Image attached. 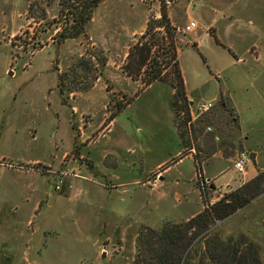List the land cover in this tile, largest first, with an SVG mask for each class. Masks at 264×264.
I'll list each match as a JSON object with an SVG mask.
<instances>
[{
    "label": "rangeland",
    "instance_id": "374dc122",
    "mask_svg": "<svg viewBox=\"0 0 264 264\" xmlns=\"http://www.w3.org/2000/svg\"><path fill=\"white\" fill-rule=\"evenodd\" d=\"M61 1L0 0V264H135L142 232L184 223L264 172L260 49L204 23L195 0H103L84 34L63 40ZM229 5L254 32L261 0ZM162 6L189 104L184 145L167 34L146 39L164 46L154 69L136 49ZM202 101L213 106L197 116ZM245 192L256 197L199 236L189 264H232L234 252L264 264V190Z\"/></svg>",
    "mask_w": 264,
    "mask_h": 264
},
{
    "label": "trees",
    "instance_id": "16d2710c",
    "mask_svg": "<svg viewBox=\"0 0 264 264\" xmlns=\"http://www.w3.org/2000/svg\"><path fill=\"white\" fill-rule=\"evenodd\" d=\"M102 1L103 0H62L61 5L63 6V9H66L71 17L68 21V24L70 25H67L59 33V37L66 40L76 39L83 35L86 25L92 19L93 11L102 3ZM153 24H151V22L148 23L142 41L136 47L138 58H140L139 67L141 69L150 64V58L154 47H157L158 49L164 48L162 45L152 43L151 39L146 40L148 37H151V32L154 28H163L168 37L166 48H168L169 53H171L169 55V64H172L173 67L174 79L171 80L170 83L174 89L175 101L173 106L176 107V112L178 114L176 125L179 129V137L183 143V139L186 135L185 131H183V127L189 120V104L186 101L184 82L179 64L176 60L177 56L173 41L174 34L172 32L174 29L171 28L168 14L165 8L163 9V6L161 9V19L155 21ZM155 66V62L153 61V64H150L149 67L154 69ZM160 77L161 70H158L153 76V80H159ZM182 102H184V105H181ZM181 114H184V116L182 115V117ZM114 117L115 114H112L110 120H114ZM185 117H187V119ZM262 182H264V172L260 173L238 191L225 195L220 201L204 209L198 215L184 223H166L159 230H145L140 234V250L135 264H189L191 261V255H189L188 250L190 247L193 248L196 239L199 236L206 234L212 226L216 224V221L226 219L238 209L249 204L256 196L254 194L249 196L245 190H247L248 187L253 186L255 192L257 191V195L264 190L261 188ZM219 251H221V247ZM221 254H224V248H222ZM230 259L232 264H247L244 257H239L235 252ZM256 264H260L258 260H256Z\"/></svg>",
    "mask_w": 264,
    "mask_h": 264
},
{
    "label": "crops",
    "instance_id": "0c3cea01",
    "mask_svg": "<svg viewBox=\"0 0 264 264\" xmlns=\"http://www.w3.org/2000/svg\"><path fill=\"white\" fill-rule=\"evenodd\" d=\"M232 0H195L193 8L197 10L196 16L206 24L219 23L220 21H224L226 23V28L228 30H233L238 28L237 32L244 35L246 38L250 37V40L253 44L258 45L260 49V57L258 59L257 64H259V68H264V14L259 13V17H257V25L254 26V32L246 31L245 24L240 22V19L235 18L231 13H229L234 6H230L229 3ZM242 1V0H239ZM261 3L264 4V0H261ZM193 5V3H192ZM193 10V9H192ZM190 12V10H189ZM193 14V13H192ZM191 14V15H192ZM223 14L224 17H223ZM231 14V15H230ZM169 17V16H168ZM234 18L235 23H229L224 19ZM233 19V20H234ZM232 20V19H231ZM254 21H249V24H253ZM197 25V24H196ZM222 31L221 29H219Z\"/></svg>",
    "mask_w": 264,
    "mask_h": 264
},
{
    "label": "built area",
    "instance_id": "2783aa9c",
    "mask_svg": "<svg viewBox=\"0 0 264 264\" xmlns=\"http://www.w3.org/2000/svg\"><path fill=\"white\" fill-rule=\"evenodd\" d=\"M196 23L190 22L188 23L185 28L183 29L184 33H191L196 29ZM213 104L212 102L208 101H202L197 105L196 112L197 116H202L209 112L212 108ZM210 129H208L209 131ZM251 164V156L250 154L246 152H240L237 154L236 159L233 162V168L234 170L239 174H244L246 172V168L248 165ZM61 183L57 185V190L61 189Z\"/></svg>",
    "mask_w": 264,
    "mask_h": 264
}]
</instances>
